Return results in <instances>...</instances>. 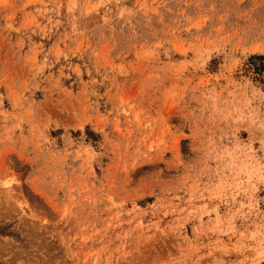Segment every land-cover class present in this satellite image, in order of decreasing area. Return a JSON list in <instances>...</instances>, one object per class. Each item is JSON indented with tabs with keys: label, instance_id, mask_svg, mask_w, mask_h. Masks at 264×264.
<instances>
[{
	"label": "rangeland",
	"instance_id": "1",
	"mask_svg": "<svg viewBox=\"0 0 264 264\" xmlns=\"http://www.w3.org/2000/svg\"><path fill=\"white\" fill-rule=\"evenodd\" d=\"M264 0H0V264H264Z\"/></svg>",
	"mask_w": 264,
	"mask_h": 264
},
{
	"label": "trees",
	"instance_id": "2",
	"mask_svg": "<svg viewBox=\"0 0 264 264\" xmlns=\"http://www.w3.org/2000/svg\"><path fill=\"white\" fill-rule=\"evenodd\" d=\"M248 60V69L258 75L262 74L264 71V54L251 55Z\"/></svg>",
	"mask_w": 264,
	"mask_h": 264
}]
</instances>
